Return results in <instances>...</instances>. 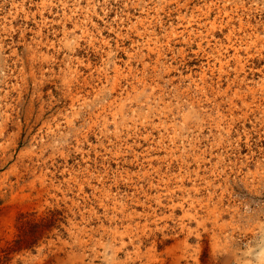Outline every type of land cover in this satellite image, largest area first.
<instances>
[{
  "label": "rangeland",
  "instance_id": "rangeland-1",
  "mask_svg": "<svg viewBox=\"0 0 264 264\" xmlns=\"http://www.w3.org/2000/svg\"><path fill=\"white\" fill-rule=\"evenodd\" d=\"M0 264H264V0H0Z\"/></svg>",
  "mask_w": 264,
  "mask_h": 264
}]
</instances>
